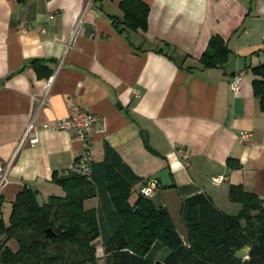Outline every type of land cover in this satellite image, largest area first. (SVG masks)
<instances>
[{
    "label": "crops",
    "instance_id": "1",
    "mask_svg": "<svg viewBox=\"0 0 264 264\" xmlns=\"http://www.w3.org/2000/svg\"><path fill=\"white\" fill-rule=\"evenodd\" d=\"M122 1L0 0V159L9 180L0 217L6 223L26 188L43 203L64 195L53 176L70 174L83 142L51 127L75 107L99 116L88 135L94 163L109 145L136 176L174 185L183 200L204 193L236 216L242 205L229 191L241 186L264 206V112L252 85V69L264 64V0H141L150 9L146 31L113 24L123 17ZM214 36L225 41L229 57L205 68L200 59ZM239 73L243 83L232 92ZM31 120L39 142L18 151ZM244 131L250 142L240 138ZM218 176L224 180L214 184ZM142 182L132 187V206ZM103 203L96 191L84 205L98 212ZM156 204L163 206L161 199ZM93 245L104 249L103 238ZM154 252L156 261L168 253L161 246Z\"/></svg>",
    "mask_w": 264,
    "mask_h": 264
},
{
    "label": "trees",
    "instance_id": "2",
    "mask_svg": "<svg viewBox=\"0 0 264 264\" xmlns=\"http://www.w3.org/2000/svg\"><path fill=\"white\" fill-rule=\"evenodd\" d=\"M119 8L123 17L113 18L117 28L148 29L150 9L146 2L123 0ZM229 51L225 41L214 36L200 63L205 68L222 66ZM252 72L256 77L254 95L264 112V64ZM50 74L47 70L46 77ZM91 178L88 181L72 173L59 178L55 174L52 181L64 195L51 196L46 203H40L37 192L30 188L18 193L8 222L0 217V264H98L93 244L100 237L108 255L106 264H155V246L167 249L162 260L166 264H264V206L241 186H231L229 191L230 200L242 205L236 216L222 213L204 193L183 200V223L189 230L186 246L164 206L142 195L135 205L129 203L132 187L143 180L109 145L105 146L104 160L93 164ZM159 189L166 188L158 183ZM96 191L104 202L98 212L84 205ZM2 204L0 199V215ZM245 246L252 247L250 259H235V252Z\"/></svg>",
    "mask_w": 264,
    "mask_h": 264
},
{
    "label": "built area",
    "instance_id": "3",
    "mask_svg": "<svg viewBox=\"0 0 264 264\" xmlns=\"http://www.w3.org/2000/svg\"><path fill=\"white\" fill-rule=\"evenodd\" d=\"M243 74L239 73L234 76L233 81L231 83L232 92H238L243 83ZM53 78L50 79L48 87L52 83ZM99 120V116L87 112L82 111L79 108L75 107L73 114L69 117L61 118L56 121V123L51 127L55 130L61 131H73L75 132L77 138L83 142V150L77 160L75 161L73 166L70 168V173L77 174L83 176L88 181H92L93 175V164L94 159L89 151V143H88V135L91 132L94 124ZM43 128H50L47 125H43ZM39 132L40 130L36 127L33 120H31L24 131L22 138L20 139L19 149L24 147L25 145L35 146L39 142ZM240 138L244 140V142H250L251 134L242 133ZM181 156L183 157V161L187 162L189 156L186 152L181 151ZM7 170L8 167L3 164L0 159V195L5 187L8 185L9 180L7 178ZM214 184H220L223 180V176H218L212 179ZM139 194L147 197L153 198L157 195L158 192V181L154 178H148L143 180L139 187Z\"/></svg>",
    "mask_w": 264,
    "mask_h": 264
},
{
    "label": "water",
    "instance_id": "4",
    "mask_svg": "<svg viewBox=\"0 0 264 264\" xmlns=\"http://www.w3.org/2000/svg\"><path fill=\"white\" fill-rule=\"evenodd\" d=\"M157 194L159 195L161 201L163 202V206L166 211L169 213L170 218L172 220L173 226L176 229V232L184 242L186 246H189V230L183 223V209H184V201L180 196L178 190L175 187L159 189ZM47 231V237H49V232ZM252 251L251 246H245L241 248L234 254V258L237 260L246 261L250 259V253ZM155 264H166L161 260L155 261Z\"/></svg>",
    "mask_w": 264,
    "mask_h": 264
},
{
    "label": "rangeland",
    "instance_id": "5",
    "mask_svg": "<svg viewBox=\"0 0 264 264\" xmlns=\"http://www.w3.org/2000/svg\"><path fill=\"white\" fill-rule=\"evenodd\" d=\"M159 200H160V197H159V195H157L156 199H154V202H159ZM39 201L43 203V199L42 198H39ZM10 245L12 246V248H16L17 247L16 243L14 241H11ZM166 254L167 253L156 255L157 256V260H161V261L164 260ZM96 255L99 257L98 264H106V259H107L108 255L105 253L103 248L97 250Z\"/></svg>",
    "mask_w": 264,
    "mask_h": 264
}]
</instances>
